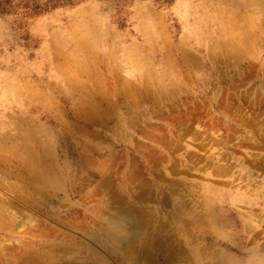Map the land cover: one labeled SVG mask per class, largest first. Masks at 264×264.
Segmentation results:
<instances>
[{"label":"rangeland","instance_id":"obj_1","mask_svg":"<svg viewBox=\"0 0 264 264\" xmlns=\"http://www.w3.org/2000/svg\"><path fill=\"white\" fill-rule=\"evenodd\" d=\"M142 79L150 91L135 97L138 107L119 99V89L129 84L138 87ZM155 79H166V92H155ZM150 117L152 133L168 138L166 148L157 153L165 156L161 162L155 156L145 163L137 152L119 144V127L125 122L135 146L149 145L142 136L143 123ZM174 131L182 137L175 138ZM28 141L38 149L48 148L57 164L80 165L77 172H84L78 175L90 172L88 181L76 191L66 185L68 197L57 190L55 204L38 198L42 207L38 210L33 204L13 201L9 185L18 182L15 152ZM263 145L264 0H0V198H11L5 207L16 214L12 229L0 230V264H31L34 254L42 253L48 255L38 264H58L62 254L45 252L38 241L48 242L64 231L75 242L89 241L82 229L109 225L103 200L110 202L119 193V178L129 169L138 175L136 182L147 179L146 185L164 186L168 209L173 202L170 179L181 175L187 185L199 183L202 176L197 168H203L204 155L211 151L225 156L233 169L212 181L224 192L221 196L227 198L232 189L245 186L246 169L237 160L254 166L250 167L255 181L249 184L260 185ZM154 160H158L155 166ZM187 161L192 167L183 174ZM172 163L182 166L180 175L167 174ZM230 173L233 180L227 178ZM255 199L258 203L253 205L234 204L243 211L262 212L263 220L256 225L255 237H248V247L256 242L264 246V202L256 195ZM221 200L224 205L218 207L229 219V226H223L230 241L217 224L204 223L203 228L213 240L224 234L218 236L221 243H211L214 249L224 248L223 242L237 247L238 241L247 239L246 224L229 201ZM57 210L62 212L59 215L72 210L69 219L76 228L59 222ZM35 232L43 233L41 240ZM74 252L65 256L81 254ZM227 252L236 251L227 248ZM109 259L124 264L118 256ZM200 259L190 253L175 262L199 264L204 258Z\"/></svg>","mask_w":264,"mask_h":264},{"label":"bare ground","instance_id":"obj_2","mask_svg":"<svg viewBox=\"0 0 264 264\" xmlns=\"http://www.w3.org/2000/svg\"><path fill=\"white\" fill-rule=\"evenodd\" d=\"M155 83L157 84V89L155 92L164 93L167 91L166 79H161V80L155 79ZM147 88L148 86L146 84V81H144L143 79L140 81V84L138 87L134 86V84H129L128 87H122V89H119V99H122L121 101L123 102L125 101V103L128 104L129 106H133L135 105L134 103L136 102L135 101L136 96L139 97L147 93V91H150L149 88L148 89ZM151 90L153 92L154 87ZM129 97L132 98V100L128 99ZM139 101L140 100L137 99V103ZM128 107H126L127 110H128ZM151 119L152 117L145 120L143 123L145 126V129H144L145 136H142V137L145 138L146 140L145 142L149 143V145L146 144V146L145 144L142 146V143H138V145L135 146L136 144L132 142L133 135L131 136L130 129L127 130L128 126L124 127L125 122H122L121 123L122 125H120L119 127L120 128L119 129V144L122 145L123 148L128 149L130 152H135V153L137 152L136 155L139 156L142 160H144L145 163H148L149 161L151 162L152 158L157 157L158 159L159 156L157 153L163 151V149L166 148L163 146L166 144V141L168 139L167 137H166L167 139L164 137V140L166 139V141H164L163 137L159 136L158 134L152 133V130L154 127L151 126L152 125L150 123ZM155 128H158V127H155ZM162 131L164 132V130ZM175 133L176 131H174V135H176ZM191 134H193L194 136V132H188V136H192ZM184 135H187V134L185 133ZM180 136L181 134H177L175 138L179 139ZM171 144L173 145V143ZM179 145L181 144H178L177 147L180 150ZM167 146L171 148V146L169 145ZM200 148L204 149V146ZM200 148H197V149H200ZM47 149L48 148H45L44 145L41 146L40 149H38L34 147V145L28 141L26 144H23L22 147L16 150L15 153L17 155L15 157H17V159H16V163H14L13 165H15L14 168L18 170V171L15 170V172L17 173L15 175H17L16 178L18 182H15L9 185L11 187L10 190L13 192L11 193L13 201L17 200L20 202H25V204H33L38 210L42 208L40 206L39 199L45 200V201L48 200L51 203H54L57 201V198H56L57 190L63 191L64 196L68 197V193H67L68 189L66 188V185H69L70 191H73V190L76 191L78 188H81L84 185V182L82 181H85V183L88 181L89 177L91 176L90 172H88V175L79 176L78 173L81 174L82 172H84L83 170H81L80 172H77V168H79L80 165L76 166L75 164L72 165V164H67V163L57 164L54 162V160L50 156ZM172 149L174 150V148ZM49 150L51 149L49 148ZM130 152H127V153H130ZM174 152L172 151L173 154H175ZM188 155H189V152H188ZM194 155L195 154H193L192 156ZM185 156H187V154ZM192 156L190 157V160L192 159ZM160 157H162V155ZM160 157H159L160 162L165 159V156H163L164 158L162 157L163 159H161ZM174 157L176 156L173 155V158ZM204 158H205V163L203 164V168L202 169L200 167L197 168V170L198 171L200 170L199 172H201L202 179L199 183H196L193 185H190V184L187 185L186 183H184L183 177H181L180 175L182 170L178 169L179 167L181 168L182 166L181 165H179V167L177 166V163L179 162L172 163L171 167L166 169V171H168L167 174H172V173L177 172L176 175H180V176H173L172 179H170V181L172 182V186L170 187L171 190H170L169 196L173 198V202L170 205L171 206L170 209H168L169 204L167 203V195L165 194V190L163 188L164 186H162L161 183L155 184V185H149L150 184L149 183L146 185V181L148 182L147 179L146 181L145 180L143 181V179H141L142 181L140 180L139 182L138 181L136 182L135 178L138 179V175L135 177L131 169L128 168L130 171H128L126 174H123L121 176V179L119 178V182H120L119 183V193L117 194L114 193L113 196H111L112 200H110V202L104 201L105 198L103 200V203L106 207V212H104L106 213V215L104 214L105 215L104 218L106 219L105 221L109 225L98 224L96 225L94 229L92 228L90 230L88 228L82 229L83 234H84L83 236L89 239V241L80 240V241L75 242L72 235L67 236L65 231L61 232V230H60L61 233L58 232L60 233L59 235L54 236V238L51 237L52 239L51 240L49 239L50 241L48 240V242L45 240H41L43 233L37 234L35 232L34 236L38 237V240L39 239L41 240V241H38V243L46 247L45 252L48 249V250H53L55 252L59 251L62 254V257H60L61 259L60 261H58V264H113L111 259H109L110 255L111 257L118 256L121 262H123L124 264H185V263H176L175 260L181 259L182 257L186 258L188 255H190V253L195 255L198 258V261L200 259V256L204 258V260L199 262V264H264V248H263L264 246L262 245L263 246L262 247L260 243L256 242L252 244L253 246L248 247V244H249L248 237L250 236L255 237V235H252V234H255V228L257 227L256 225H259L260 222L263 220V217L261 215L262 212H255V211H252L251 209L243 211L242 209H240L241 205H239L240 208H238V206L235 207L236 205H238L237 202H243L244 204H248V205H253V204L258 203L255 199V195L256 197L257 196L260 197L262 201L264 202V195H263L264 193L261 190V189H264V183H262V180H261L260 185L258 183L256 184V186H251L249 184V181L251 179L254 180L255 177L253 176H255L256 174L254 172L255 174L253 175V170L251 169L253 165H250L251 166L250 167L248 164L244 163L245 161L240 162L237 160L238 166H240L241 169H246L245 172L247 174H246L245 186L240 188V187H235L234 185L235 188L230 191L231 194H229V196L225 198L223 197L224 195L221 196V194H223L224 192L219 190L217 187H215L216 185L212 181L216 180L217 176L223 177L224 175L228 174L229 170L232 169L231 168L232 166H230V163H228L229 160L227 161L225 159V156L223 157L221 155H215V153L212 151L207 153V155H204ZM222 158H224L223 159L225 160L224 162L221 161ZM195 159L193 161H195ZM250 160H253V159H250ZM155 161L158 162V160H154L153 166L157 164V162ZM167 161L169 162V160ZM201 161L202 160H200V162ZM197 162L199 163V161ZM191 167H192L191 162L187 161L185 163V166L181 168V169H184L182 173L183 174L190 173ZM262 167L264 168L263 165ZM139 169L141 170V167ZM256 169H260V168H256ZM11 170L12 169L10 168V171ZM179 172L180 174H178ZM138 174L140 175L139 172ZM153 175H155L154 172H153ZM229 177L230 179H232V173H230L227 176V178ZM261 178H263L264 180V173L262 174ZM205 179H209L211 181L205 180ZM227 181H230V180H227ZM195 190L196 192L193 193ZM67 197H64L62 199L64 200L68 199ZM221 198L230 202L229 204L231 206V209L234 210V212L243 219V221L245 222L244 224H246L245 225L246 231H248L247 239L245 240L241 239L240 241H238L239 246L237 245V247L232 246L231 244H234V243H231V242L230 243L223 242L225 245H224V248H221V249H214L213 245H211V243H213L214 241H216L217 243L219 242L221 243V241H219L218 239L219 235L222 236L226 234L227 236L226 235L224 236L228 239L227 229H225L223 225L225 226L228 225L229 219L226 215H223L220 213L221 211L219 210V207H218L219 205L220 206L224 205ZM10 200L9 199L5 200V199L0 198V230L2 231L6 227H9L10 229H12V227L14 226L15 219H16L15 212H11L8 210V207H5V205L10 206ZM36 200L37 202H39L38 204H35ZM220 201L221 203H219ZM235 203L236 205H234ZM16 204L17 203H14L12 204V206ZM49 205L47 204V206ZM58 207H61V206H58ZM56 213H58L57 218L59 222H61L62 224L70 228L71 227L76 228V226L72 222L73 220L69 219L70 215L74 214L72 213V210L66 211L65 214H61V215H59V213H62V212L59 210H57ZM50 215H52V213H50ZM102 216L103 215H101V217ZM29 219H32V218L29 217ZM17 222L18 221H16V224ZM209 222H212L215 225L217 224L218 226L216 227L217 228L219 227V229H221V231L224 233V234H219L215 236L216 240H213L215 238L211 235V233H209L206 229L203 228L204 227L203 224L204 223L209 224ZM208 224H207V227H209ZM49 233H51V231H49ZM198 240H200V242L203 241V243L200 244ZM227 248L229 249L231 248L235 250L236 252H234V254H231L227 252ZM73 251L81 253V254L75 257L65 256L66 253L73 252ZM31 254H34V253H31ZM43 255L46 256L48 254L42 253V255H38V257L34 254V258H32V260L30 259L31 264H38V262L40 263L41 261L40 258H43ZM16 256H17V253H16ZM16 258H18V256ZM22 258H20L21 262H23ZM52 258L54 257L52 256ZM14 259H15V256H14ZM26 261H27V258H26ZM11 263L13 262L11 261ZM187 264H190V263L187 262Z\"/></svg>","mask_w":264,"mask_h":264}]
</instances>
